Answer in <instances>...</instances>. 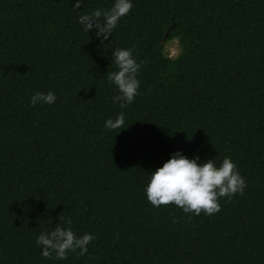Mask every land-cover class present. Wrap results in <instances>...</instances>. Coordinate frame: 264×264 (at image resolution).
Wrapping results in <instances>:
<instances>
[{
  "label": "trees",
  "instance_id": "16d2710c",
  "mask_svg": "<svg viewBox=\"0 0 264 264\" xmlns=\"http://www.w3.org/2000/svg\"><path fill=\"white\" fill-rule=\"evenodd\" d=\"M112 3L0 0V264H264V0H132L108 40L85 34L78 16ZM117 47L144 61L124 109ZM175 151L228 156L247 187L210 215L153 207L147 173ZM66 217L95 239L44 258L36 237Z\"/></svg>",
  "mask_w": 264,
  "mask_h": 264
},
{
  "label": "clouds",
  "instance_id": "9594fccd",
  "mask_svg": "<svg viewBox=\"0 0 264 264\" xmlns=\"http://www.w3.org/2000/svg\"><path fill=\"white\" fill-rule=\"evenodd\" d=\"M80 4L81 0H75L74 7L78 9ZM132 7V0H113L108 9L95 8L80 14L77 23L85 34L91 31L97 38L106 41L119 20ZM111 62L117 69L107 73L108 80L117 90L112 100L124 109L138 95L140 82L137 77L144 61H137L133 49L117 47L111 52ZM56 99L52 91H36L29 98V106L38 103L51 105ZM124 123V112L121 111L115 119H106L104 128L114 130ZM147 174L148 180L143 192L153 207L172 204L183 213L192 215L218 212L221 197L231 199L237 193L243 194L247 187L235 162L228 156L217 165L215 159L201 161L198 155L188 158L180 151H175L160 167ZM64 224L66 226L56 224L51 231H43L36 237L35 243L41 248L44 258L64 260L69 252L79 256L87 253L88 244L95 236L87 232L78 236L71 228L70 218H64Z\"/></svg>",
  "mask_w": 264,
  "mask_h": 264
},
{
  "label": "rangeland",
  "instance_id": "374dc122",
  "mask_svg": "<svg viewBox=\"0 0 264 264\" xmlns=\"http://www.w3.org/2000/svg\"><path fill=\"white\" fill-rule=\"evenodd\" d=\"M165 53L170 58H174L178 55L179 45L177 40H172L165 44Z\"/></svg>",
  "mask_w": 264,
  "mask_h": 264
}]
</instances>
